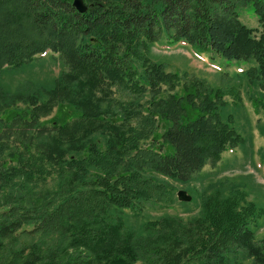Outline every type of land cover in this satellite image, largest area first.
I'll use <instances>...</instances> for the list:
<instances>
[{
  "label": "trees",
  "instance_id": "16d2710c",
  "mask_svg": "<svg viewBox=\"0 0 264 264\" xmlns=\"http://www.w3.org/2000/svg\"><path fill=\"white\" fill-rule=\"evenodd\" d=\"M83 1L79 13L72 0H0V75L48 50L61 61L47 101L22 98L31 118L16 114L45 139L37 155L9 150L0 131V264H264L262 208L220 182L186 219L144 217L244 142L225 100L237 86L168 70L152 44L185 41L222 67L253 62L244 75L264 91V0ZM247 7L254 28L240 20ZM53 108L50 128L37 123Z\"/></svg>",
  "mask_w": 264,
  "mask_h": 264
},
{
  "label": "rangeland",
  "instance_id": "374dc122",
  "mask_svg": "<svg viewBox=\"0 0 264 264\" xmlns=\"http://www.w3.org/2000/svg\"><path fill=\"white\" fill-rule=\"evenodd\" d=\"M240 20L253 28L257 26V19L249 7L240 10ZM164 41L162 39L152 44L151 52L156 56L153 58L168 70L182 74L185 69L188 74L203 77L211 85L223 86L225 89L226 82L237 86V94L233 95L229 92L225 96V100L230 109L227 114H233L235 117L234 126L244 138V142L233 149L224 151L215 166H205L195 176L193 183L187 185L175 183L176 202L169 208L153 206L152 211L146 213L144 217L151 220L167 214L169 216L180 215L186 219L198 212L197 200L208 188L207 186L214 182H220L223 184L226 194L240 190L241 192L235 194L244 193L247 201L254 202L258 208H262V217L254 228V244L260 246L264 239V133L259 132L264 130V91L256 83L247 81L244 75L254 63L240 62L222 67L218 61H212L208 54L196 51L185 41H179L176 44H168ZM35 57L27 65L5 69L1 71L0 75L2 140L9 150H23L25 144L31 145L30 150L24 153L26 158L30 155H37L36 144L45 141V139L35 135L38 132L37 127L28 125L27 121L15 120L16 114L21 113L25 120L31 118L33 105L29 100L22 98H28L34 94L38 96V102L47 101V91L54 86L61 67V61L57 54L49 50L37 54ZM239 106L242 117L245 114L247 116L248 125L245 123V119L238 116ZM54 118L55 108L46 115L40 113L37 123L46 122L47 127L50 128V122ZM259 125H262L263 129H260ZM248 138L250 139L248 140ZM251 143L252 147L250 148ZM6 161V156L0 158V168L2 167L3 171L7 168ZM39 181L41 184H38V187L51 186L52 184L49 180L47 184H43L44 178H39ZM179 190L186 191L191 196L189 203L178 201L177 192ZM11 191L10 188L5 191L6 198L7 193L10 194ZM182 204H186L188 207H184ZM4 206H6L5 201L2 202L0 211L4 209ZM126 223L135 230H139L142 228L143 218L130 217ZM25 229L29 230L31 226H26ZM20 241L39 242L38 239L31 238H23ZM245 264H253V260L247 259Z\"/></svg>",
  "mask_w": 264,
  "mask_h": 264
},
{
  "label": "water",
  "instance_id": "95a60500",
  "mask_svg": "<svg viewBox=\"0 0 264 264\" xmlns=\"http://www.w3.org/2000/svg\"><path fill=\"white\" fill-rule=\"evenodd\" d=\"M72 6L79 12L83 13L87 10V6L85 5L83 0H72ZM178 201L183 203H189L191 201V196L188 195L186 191L179 190L177 192Z\"/></svg>",
  "mask_w": 264,
  "mask_h": 264
},
{
  "label": "crops",
  "instance_id": "0c3cea01",
  "mask_svg": "<svg viewBox=\"0 0 264 264\" xmlns=\"http://www.w3.org/2000/svg\"><path fill=\"white\" fill-rule=\"evenodd\" d=\"M250 27H253V26H250Z\"/></svg>",
  "mask_w": 264,
  "mask_h": 264
}]
</instances>
